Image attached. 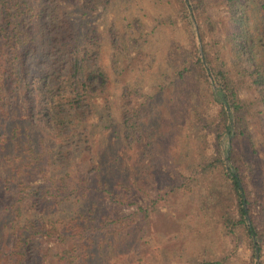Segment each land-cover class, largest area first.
<instances>
[{
    "label": "rangeland",
    "instance_id": "rangeland-1",
    "mask_svg": "<svg viewBox=\"0 0 264 264\" xmlns=\"http://www.w3.org/2000/svg\"><path fill=\"white\" fill-rule=\"evenodd\" d=\"M57 1L67 8L75 2ZM77 1L81 7L72 15L75 27L93 26L102 39L114 110L118 112L122 95L130 105L143 103L140 131L120 138L117 114L113 125L94 137L101 139L96 172L72 171L69 178L75 182L63 185L57 179L46 182L36 171L24 176L27 185L44 189V198L26 200L23 208L36 214L44 228L35 239L33 264H249L248 244L233 240L221 223L227 183L218 171L200 172L202 160L215 154L219 129L212 119L218 107L194 73L169 85L173 71L193 61L202 44L212 59L232 71L223 43L225 5L201 0L196 19L203 41L197 43L196 22L186 19L181 0ZM134 39L141 43L139 51ZM239 96L247 111L235 155L255 227L264 231V144L253 115L259 106L252 91L242 90ZM0 108L6 117L21 116L12 106ZM131 123L128 119L126 124ZM4 172L0 167V176ZM14 198V191L8 193L0 181V204Z\"/></svg>",
    "mask_w": 264,
    "mask_h": 264
},
{
    "label": "trees",
    "instance_id": "trees-1",
    "mask_svg": "<svg viewBox=\"0 0 264 264\" xmlns=\"http://www.w3.org/2000/svg\"><path fill=\"white\" fill-rule=\"evenodd\" d=\"M263 1L221 0L227 12L223 43L232 71L212 59L202 44L193 61L181 63L169 80L171 85L185 74H196L210 102L218 107L212 119L219 129L215 154L202 160L200 172L218 171L227 183L221 223L233 240L248 244L249 264H264V231L255 227L235 144L244 135L247 108L239 96L242 90L254 93L259 109L253 115L264 144ZM77 2L67 8L57 0H36L34 5L31 0H0V106H12L22 116L6 117L0 108V167L5 171L0 181L15 195L12 203L0 204V264H33L35 239L44 232L37 215L23 211L26 200L42 196L44 189L27 185L25 175L36 171L46 182H75L69 178L72 171L87 175L98 170L96 150L101 139L94 137L108 130L117 114L120 138L126 140L128 131H140L143 103L130 105L122 95L118 112L114 110L112 74L103 63L102 39L93 26L75 27L72 15L81 7ZM181 2L186 19L192 25L196 22L194 38L203 41L196 19L202 1ZM207 19L201 23L207 24ZM133 42L139 51L141 43ZM95 178L102 182L98 175ZM62 202L55 201L52 207Z\"/></svg>",
    "mask_w": 264,
    "mask_h": 264
},
{
    "label": "water",
    "instance_id": "water-1",
    "mask_svg": "<svg viewBox=\"0 0 264 264\" xmlns=\"http://www.w3.org/2000/svg\"><path fill=\"white\" fill-rule=\"evenodd\" d=\"M256 257H257V254H256Z\"/></svg>",
    "mask_w": 264,
    "mask_h": 264
}]
</instances>
